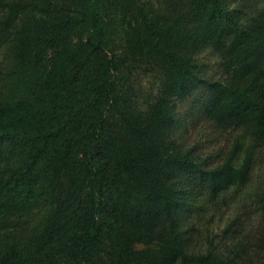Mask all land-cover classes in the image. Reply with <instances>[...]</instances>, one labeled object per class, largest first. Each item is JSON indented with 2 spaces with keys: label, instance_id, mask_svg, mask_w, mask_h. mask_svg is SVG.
Listing matches in <instances>:
<instances>
[{
  "label": "trees",
  "instance_id": "1",
  "mask_svg": "<svg viewBox=\"0 0 264 264\" xmlns=\"http://www.w3.org/2000/svg\"><path fill=\"white\" fill-rule=\"evenodd\" d=\"M227 5L0 0V264L246 263L240 243L187 253L174 217L181 176L223 200L249 183L264 144V5L249 29ZM207 42L225 82L193 64ZM200 86L205 115L242 132L213 169L169 137L175 100ZM42 194L34 226L24 217Z\"/></svg>",
  "mask_w": 264,
  "mask_h": 264
},
{
  "label": "rangeland",
  "instance_id": "2",
  "mask_svg": "<svg viewBox=\"0 0 264 264\" xmlns=\"http://www.w3.org/2000/svg\"><path fill=\"white\" fill-rule=\"evenodd\" d=\"M154 1L156 4L161 3V0ZM224 2L235 8L237 12L234 16L240 19L239 26L243 29L250 28L252 20L264 5V0ZM7 57V52L0 47V72ZM192 61L203 81L227 80L222 69L221 53L213 49L210 42L195 52ZM5 70L6 68L3 71ZM1 78H4L3 74ZM2 85L0 82V87ZM207 97V87L200 86L185 98L175 100L169 137L179 150L190 151L195 162L204 168L213 169L226 159L235 138L242 132L237 129L225 130L210 120L204 111ZM188 179H191V175L184 174L177 183L178 197L182 205L174 214L176 229L183 233L185 251L190 254H218L226 249L230 250L232 243H240L242 260L246 262L244 264L264 263V227L260 208L264 202V144L249 183L241 189L232 190L223 200L202 199L200 194L203 193L199 191V187L190 185ZM189 200L197 204L199 201L202 210L199 207L198 215L192 214L191 207L187 206ZM31 202L32 212L24 219L35 226L43 218L49 205L43 194L40 198L34 196ZM231 226L233 228L228 233ZM236 240L239 242H235Z\"/></svg>",
  "mask_w": 264,
  "mask_h": 264
}]
</instances>
